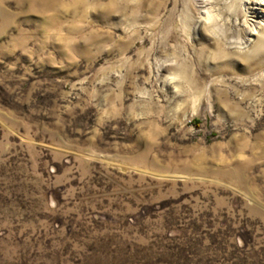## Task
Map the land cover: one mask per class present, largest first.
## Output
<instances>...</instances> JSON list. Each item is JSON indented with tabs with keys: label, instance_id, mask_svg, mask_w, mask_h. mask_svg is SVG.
I'll return each instance as SVG.
<instances>
[{
	"label": "rangeland",
	"instance_id": "obj_1",
	"mask_svg": "<svg viewBox=\"0 0 264 264\" xmlns=\"http://www.w3.org/2000/svg\"><path fill=\"white\" fill-rule=\"evenodd\" d=\"M210 10L0 0V264H264V42Z\"/></svg>",
	"mask_w": 264,
	"mask_h": 264
},
{
	"label": "bare ground",
	"instance_id": "obj_2",
	"mask_svg": "<svg viewBox=\"0 0 264 264\" xmlns=\"http://www.w3.org/2000/svg\"><path fill=\"white\" fill-rule=\"evenodd\" d=\"M213 1L214 0H201L202 10H203L202 13H206L205 18L210 17L209 12L211 11L210 9ZM243 5L246 9V13H252L251 15H253L255 18L258 19L256 20V22H254L251 25H249L248 19L245 20L247 27L246 37L244 38V40L239 42L240 44H245V46H250L249 49L252 51L253 49H256L258 47L259 43L264 42L263 39L264 38V0H243ZM214 14L212 12V15ZM203 18H204L203 16H200L199 22L203 21Z\"/></svg>",
	"mask_w": 264,
	"mask_h": 264
}]
</instances>
